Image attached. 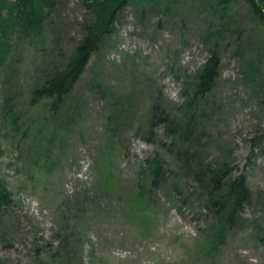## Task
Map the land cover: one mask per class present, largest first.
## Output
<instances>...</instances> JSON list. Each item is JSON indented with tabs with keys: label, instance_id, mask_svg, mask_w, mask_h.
Segmentation results:
<instances>
[{
	"label": "rangeland",
	"instance_id": "1",
	"mask_svg": "<svg viewBox=\"0 0 264 264\" xmlns=\"http://www.w3.org/2000/svg\"><path fill=\"white\" fill-rule=\"evenodd\" d=\"M176 2L162 1L159 11L154 3L149 11L126 8L58 116L48 101L34 106L32 91L46 67L73 52L86 10L78 0H55L43 34L10 41L0 66V178L12 199L0 209L1 264H264V132L258 149L249 142L264 115L240 85L233 56L223 58L208 125L235 146L247 177L246 226L212 242L196 185L172 174L173 137L151 128L158 98L172 117L183 116V81L206 61L200 34L217 20L195 0L167 7ZM232 9L244 21L249 14L243 1ZM120 109L127 114L113 135ZM156 154L170 179L146 193L136 217L137 184Z\"/></svg>",
	"mask_w": 264,
	"mask_h": 264
},
{
	"label": "trees",
	"instance_id": "2",
	"mask_svg": "<svg viewBox=\"0 0 264 264\" xmlns=\"http://www.w3.org/2000/svg\"><path fill=\"white\" fill-rule=\"evenodd\" d=\"M87 12L82 24V38L73 52H64L44 70L39 86L32 92V104L48 101L53 115H60L83 77L91 58L115 33V27L124 10L130 5L141 6L146 11L151 4L154 10L165 8L164 0H78ZM175 2L178 0H168ZM167 7L183 6V1ZM245 2L247 18L232 12L234 5ZM207 13H213L208 27L200 34L207 53L206 62L183 83V116L172 117L160 98L153 104L150 116L152 130L164 125L174 142L170 145L177 160V177L196 184L204 208L213 222L210 239L219 245L229 233L246 226L243 212L253 199L247 178L239 173L235 151L228 142H218L208 132L210 101L221 80L223 58L230 53L237 62L240 85L257 102L264 115V0H195ZM55 0H0V66L6 59L9 43L14 36L41 35L48 29L49 13ZM150 4V6H149ZM176 5V6H175ZM168 10V8H167ZM15 33L12 37L11 34ZM263 108V109H262ZM127 114L120 109L117 117ZM118 122V121H117ZM123 123L122 121H119ZM256 136L250 139L251 149L259 148L264 128L256 125ZM218 148L216 158L209 157V150ZM230 148L231 150H229ZM169 150V151H170ZM147 182L154 191L168 181L163 159L156 155L146 162ZM154 188V189H153ZM138 201H141L137 197ZM12 199L0 179V209L11 205ZM33 264H43L35 262Z\"/></svg>",
	"mask_w": 264,
	"mask_h": 264
}]
</instances>
